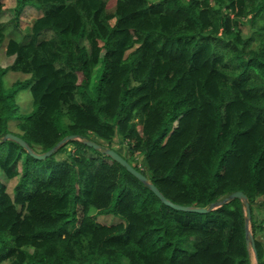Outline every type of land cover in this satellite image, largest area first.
<instances>
[{"label":"trees","instance_id":"trees-1","mask_svg":"<svg viewBox=\"0 0 264 264\" xmlns=\"http://www.w3.org/2000/svg\"><path fill=\"white\" fill-rule=\"evenodd\" d=\"M110 1L14 0L0 24L12 58L0 63V264H264V241L255 252L246 242L244 201L174 209L104 152L122 139L124 158L176 204L243 192L255 238L264 0ZM11 71L28 77L9 84ZM24 89L30 112L17 102ZM7 133L38 154L75 138L40 163Z\"/></svg>","mask_w":264,"mask_h":264},{"label":"rangeland","instance_id":"rangeland-1","mask_svg":"<svg viewBox=\"0 0 264 264\" xmlns=\"http://www.w3.org/2000/svg\"><path fill=\"white\" fill-rule=\"evenodd\" d=\"M13 6H14V0H3V7H2V11L0 12V24L4 23V22L6 23L11 19V17H12L11 8ZM113 6H114V0H111L109 2V7L113 8ZM29 20L31 21V18H29ZM28 24L29 23H24V26H27ZM25 28H23V30ZM244 29H245V27H244ZM11 62H12V58L8 57L5 54V49L2 48L0 50V63H1V65L2 66H8L9 64H11ZM101 65L102 64L99 65V67L97 68V70L95 72L94 82L90 86L91 92L94 91L95 81L97 80L98 76L101 73V70H102ZM26 77H28V75L25 73L11 71L10 73L7 74L6 79H7V82L9 84H13L15 81L24 80ZM17 102L20 104L21 110L30 112L29 111L31 109V91H30V89L22 90L18 95ZM13 122L14 121H12L11 123H13ZM97 140L99 142H101L104 146L107 147V143L105 141H103L102 139H97ZM113 147L118 152L123 154L125 157L129 155L128 145L119 137L114 140ZM62 154H65V153H62ZM58 158H60V154L58 155ZM132 160L135 164H140V163L143 164L144 156L142 154L137 153L135 156L133 155ZM41 161L43 162V160H40L39 162L42 163ZM6 181H7V179L5 178L4 174L2 172H0V182L4 183ZM16 183H17V179H13L9 183L7 182L8 189L11 193L13 192V187L15 186ZM259 201H261V203H259L257 206H255L254 211H253L254 212V224L256 227L255 228V230H256L255 236L264 241V203H263L264 199L261 198ZM98 221L100 223L111 224V223L117 222L119 220L115 217L110 216V215H101L100 214V215H98ZM254 262H255V257H254ZM4 264H9V262H5Z\"/></svg>","mask_w":264,"mask_h":264},{"label":"water","instance_id":"water-1","mask_svg":"<svg viewBox=\"0 0 264 264\" xmlns=\"http://www.w3.org/2000/svg\"><path fill=\"white\" fill-rule=\"evenodd\" d=\"M75 135H70L67 136L65 138H63L60 142H58L57 145H55L51 150L43 153V154H38L36 152H34V150L31 148V146L25 141L23 140L21 137L13 134V133H7L4 137V140L7 139H12L16 142H18L22 147H24L33 157H35L36 159L39 160H43L45 158H47L48 156H50L51 154H53L54 152L57 151V149L64 143H66L68 140L74 139ZM85 144L94 147V148H101V145L91 141V140H84ZM104 152L108 155H110L113 159H115L117 162H119L121 165L125 166L126 169L132 174L134 175L136 178H138L140 181H142L143 183H145L146 185H148L150 187V189L160 198V200L174 208L177 210H181V211H190V212H199V213H207L210 210L216 208L218 205H222L225 202H228V200L234 199V198H239L242 201L245 202V206H246V211H247V217H246V222H245V232H246V242L248 244V246H252L253 249L255 248V243H254V236L253 233L250 229V222L252 219V214H251V208H250V203L247 200V196L241 192V191H236L234 193H232L229 197H226L224 200L219 201L217 204H211L209 207H196V206H184V205H180V204H176L174 202H172L171 200H169L168 198H166V196L159 190V188L152 182L149 181L148 176H146L145 174H143L141 171H139L133 164H131L128 160H126L123 156V154H121L120 152H118L117 150L113 149V148H105ZM255 252V249H254Z\"/></svg>","mask_w":264,"mask_h":264},{"label":"crops","instance_id":"crops-1","mask_svg":"<svg viewBox=\"0 0 264 264\" xmlns=\"http://www.w3.org/2000/svg\"><path fill=\"white\" fill-rule=\"evenodd\" d=\"M255 238H256V239H259V238H257L256 236H255Z\"/></svg>","mask_w":264,"mask_h":264},{"label":"clouds","instance_id":"clouds-1","mask_svg":"<svg viewBox=\"0 0 264 264\" xmlns=\"http://www.w3.org/2000/svg\"><path fill=\"white\" fill-rule=\"evenodd\" d=\"M256 239V238H255Z\"/></svg>","mask_w":264,"mask_h":264}]
</instances>
